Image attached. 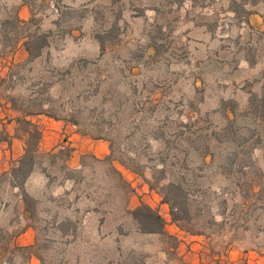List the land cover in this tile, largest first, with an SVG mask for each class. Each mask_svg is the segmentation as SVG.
Here are the masks:
<instances>
[{"label":"rangeland","instance_id":"obj_1","mask_svg":"<svg viewBox=\"0 0 264 264\" xmlns=\"http://www.w3.org/2000/svg\"><path fill=\"white\" fill-rule=\"evenodd\" d=\"M23 1L0 0V20ZM25 1L19 36L47 32L48 44L0 78L17 116L0 118V145L18 136L47 176L28 186L16 163L0 172V264H264V0ZM20 43L1 41L0 56ZM41 109L108 154L73 167L67 145L37 151L26 113ZM170 180L183 182L191 220L173 221L166 203L152 207L163 231L143 232L131 213L149 205L143 186L163 201ZM26 227L32 243L16 244Z\"/></svg>","mask_w":264,"mask_h":264},{"label":"crops","instance_id":"obj_2","mask_svg":"<svg viewBox=\"0 0 264 264\" xmlns=\"http://www.w3.org/2000/svg\"><path fill=\"white\" fill-rule=\"evenodd\" d=\"M27 6L25 4L21 5V10L24 12L20 17L22 19H27L25 10ZM27 51L22 43L18 44L16 49L9 56H0V78L5 75L6 68L11 62H16L23 60L27 57ZM0 118L1 122H8L11 125L16 119V114L13 113L12 105L9 102H0ZM6 111V112H5ZM32 123L37 124V127L41 133V140L39 142L38 150L42 152H54L57 148H64L67 145L69 147L70 157L68 161L74 160L73 167L79 166V157L82 154L90 153L96 157H104L108 154V147L105 141L102 139H89L78 133L75 126L70 124L68 121L59 118H53L44 114L27 115L26 117ZM13 136V132L11 133ZM23 154V145L21 144L18 136H13L12 140L7 145H0V172L8 169L10 165L16 163L17 160ZM46 173L38 172L32 169L28 177L26 178L25 185L30 186L32 181L36 179L46 178ZM60 187L64 190L66 184L63 182ZM143 191L146 195H150V199H147V203L150 207H160V209H167L165 202L161 201V198L155 194L151 189L143 186ZM29 189L26 188V191ZM29 192V191H28ZM31 227H26L20 232V235L16 238V244L27 245L32 243L30 236ZM181 233V235H179ZM179 233L175 234L177 237L183 239L191 249L201 248L203 240H201V235H188L179 229ZM198 239V240H197ZM33 260V259H32Z\"/></svg>","mask_w":264,"mask_h":264},{"label":"trees","instance_id":"obj_3","mask_svg":"<svg viewBox=\"0 0 264 264\" xmlns=\"http://www.w3.org/2000/svg\"><path fill=\"white\" fill-rule=\"evenodd\" d=\"M22 4H27L24 0ZM58 4V2H55ZM57 6V5H55ZM31 19V18H30ZM24 20L20 18L17 14L12 16L11 18H6L0 20V31L3 32V39L10 46H15L20 40L24 45L25 50L28 54V60L31 61L34 58L38 57L41 54V50L44 46L48 44V33L33 31L27 32L26 34H22L21 37L19 33H21V29L30 21ZM13 36H12V34ZM100 55H103L105 50L104 40L100 38ZM86 61V60H84ZM264 105V86L262 90V98L260 99L259 105ZM12 106L14 104L12 103ZM258 105H256L257 107ZM27 115H35V114H44L50 117L52 116L49 111L41 109L35 112H28ZM234 119V118H233ZM232 119V120H233ZM31 125L34 126L33 132L28 131V136L39 137L40 130L34 123L30 120H27ZM74 123V122H72ZM33 154L31 150H25L24 154L17 160L16 165L12 166L11 172L14 175L21 176V181L19 185H22L26 180L28 175L33 169L34 166ZM164 171V170H161ZM162 189V199L163 202L169 205L170 216L171 219L175 222L180 221H190V209L188 207V192L182 181L170 180L163 186ZM22 197L24 201V209L26 212L31 211L32 209V197L25 191L22 190ZM132 216L138 221L140 228L143 232H157L161 233L164 228V219L163 217L152 207L145 203H141L134 207L131 211Z\"/></svg>","mask_w":264,"mask_h":264}]
</instances>
